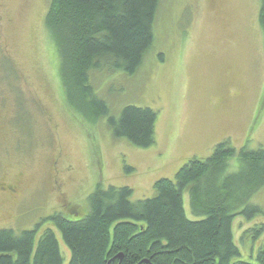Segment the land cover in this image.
I'll return each mask as SVG.
<instances>
[{
    "label": "rangeland",
    "instance_id": "1",
    "mask_svg": "<svg viewBox=\"0 0 264 264\" xmlns=\"http://www.w3.org/2000/svg\"><path fill=\"white\" fill-rule=\"evenodd\" d=\"M49 3L0 0V184L16 188L14 195L0 193V230L20 234L41 223L39 237L53 213L81 220L98 186L129 188L131 202L152 199L158 180L173 181L189 161L209 158L225 140L236 151L264 150L259 0H160L152 48L137 73L92 72L91 85L110 117L128 106L156 114L149 148L115 139L105 118L87 121L66 106L44 25ZM236 170L231 159L228 172ZM184 204L193 219L187 195ZM246 207L260 213L248 220L240 215ZM234 216L238 260L259 264L264 187ZM56 237L68 264L69 251Z\"/></svg>",
    "mask_w": 264,
    "mask_h": 264
},
{
    "label": "trees",
    "instance_id": "2",
    "mask_svg": "<svg viewBox=\"0 0 264 264\" xmlns=\"http://www.w3.org/2000/svg\"><path fill=\"white\" fill-rule=\"evenodd\" d=\"M259 1L264 33V0ZM159 4L50 0L44 18L59 59L66 106L87 121L105 118L115 139L138 148L153 145L156 114L128 106L117 118L110 117L90 77L95 71L137 73L152 48ZM231 159L237 160L235 173L228 172ZM263 187L264 150L236 151L225 140L209 158L189 161L173 181L158 180L152 199L131 202L129 188L98 186L81 220L53 213L45 220L51 227L39 237L41 223L20 234L0 230V264H63L56 233L69 251L68 264H249L238 260L234 212ZM185 195L193 219L186 216ZM259 213L246 207L240 215L250 220ZM257 260L264 264V250Z\"/></svg>",
    "mask_w": 264,
    "mask_h": 264
},
{
    "label": "flooded vegetation",
    "instance_id": "3",
    "mask_svg": "<svg viewBox=\"0 0 264 264\" xmlns=\"http://www.w3.org/2000/svg\"><path fill=\"white\" fill-rule=\"evenodd\" d=\"M0 193H10L12 195H14L16 193V188H12V187H8L5 185H2V183L0 184ZM71 205V204H68ZM65 205V207H67L68 209V213H70L73 210V207Z\"/></svg>",
    "mask_w": 264,
    "mask_h": 264
}]
</instances>
